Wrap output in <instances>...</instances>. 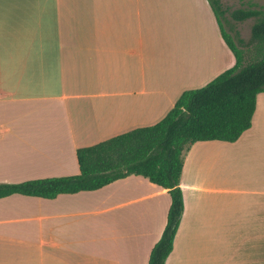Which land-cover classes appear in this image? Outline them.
<instances>
[{"label": "crops", "instance_id": "crops-1", "mask_svg": "<svg viewBox=\"0 0 264 264\" xmlns=\"http://www.w3.org/2000/svg\"><path fill=\"white\" fill-rule=\"evenodd\" d=\"M234 63L205 0H0V183L77 175V148L156 123ZM182 159L165 264H264V93L237 141ZM169 206L135 175L2 198L0 264H147Z\"/></svg>", "mask_w": 264, "mask_h": 264}, {"label": "trees", "instance_id": "trees-1", "mask_svg": "<svg viewBox=\"0 0 264 264\" xmlns=\"http://www.w3.org/2000/svg\"><path fill=\"white\" fill-rule=\"evenodd\" d=\"M205 1L235 58L231 68L202 87L183 89L156 123L77 148V175L0 183V199L17 194L51 200L62 194L98 190L130 175L145 177L170 196L166 225L147 263L165 264L183 213L179 187L183 152L197 142L237 141L251 127L257 96L264 93V5L229 11L220 0ZM248 19L253 23L245 41L233 31L231 22ZM223 22L234 36L224 30Z\"/></svg>", "mask_w": 264, "mask_h": 264}, {"label": "rangeland", "instance_id": "rangeland-1", "mask_svg": "<svg viewBox=\"0 0 264 264\" xmlns=\"http://www.w3.org/2000/svg\"><path fill=\"white\" fill-rule=\"evenodd\" d=\"M222 7L224 9H228L229 11L238 9V8H248V7H260L264 5V0H220ZM195 22V18L193 19V23ZM253 23L252 19H248L246 21L243 22H231L232 26H233V31H237L239 33V36L244 39L245 41H247L250 37V27ZM223 27L224 30L229 33L231 36H234V32L232 30L229 29V27L227 26V24H225L223 22ZM248 53H245V59L248 58L247 56ZM206 85V84H205ZM204 86V85H203ZM202 87V86H200ZM198 88V87H197ZM262 94V93H261ZM263 117V114L260 113V109L258 111L257 114V118L255 120L254 126H260V120L259 118ZM99 143V142H97Z\"/></svg>", "mask_w": 264, "mask_h": 264}]
</instances>
